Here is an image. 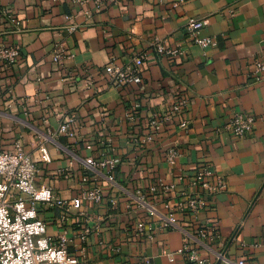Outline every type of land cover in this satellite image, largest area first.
Wrapping results in <instances>:
<instances>
[{"label":"crops","instance_id":"obj_1","mask_svg":"<svg viewBox=\"0 0 264 264\" xmlns=\"http://www.w3.org/2000/svg\"><path fill=\"white\" fill-rule=\"evenodd\" d=\"M4 12L20 27L7 23ZM188 17L208 19L200 36L213 38V47L201 49L187 38ZM155 38L186 54L152 56L140 69V84L111 86L105 66L130 65ZM0 39L20 50L16 64L0 67V151L20 140L39 168L35 185L49 186L60 199L76 198L87 184L102 190L100 204L68 214L39 204L47 235L65 229L68 250L77 255V232L93 229L84 257L91 264H195L178 253L185 238L203 264H264V75L258 79L251 65L264 63V0H0ZM56 53L58 64L52 62ZM181 96L187 108L144 143L149 118ZM236 113L254 116L250 135L223 130ZM67 116L75 119L72 140L58 134ZM170 147L180 152L174 168L165 162ZM105 157L120 160L113 185L89 166ZM203 167L224 180L225 190L208 197L184 180L168 197L148 191ZM182 190L208 201L196 214H174L182 230L163 228L137 201L144 198L166 216L165 203ZM138 220L145 231L136 237L131 227ZM210 226L216 241L196 236Z\"/></svg>","mask_w":264,"mask_h":264},{"label":"built area","instance_id":"obj_2","mask_svg":"<svg viewBox=\"0 0 264 264\" xmlns=\"http://www.w3.org/2000/svg\"><path fill=\"white\" fill-rule=\"evenodd\" d=\"M97 3L101 0H95ZM178 6L177 4L173 5ZM7 23L15 28L20 27V22L12 14L4 12ZM209 25L207 18L188 17L184 26L187 38L201 49L213 47V38L200 36V32ZM186 54L181 46H167L161 40L155 38L150 44L149 51L137 53L130 65L125 67L117 66L114 62L109 63L104 68L108 83L114 88H122L127 85H138L141 82L140 69L152 56L167 57L168 59L179 58ZM20 56V50L16 46H9L0 39V67H9L16 64ZM71 57V56H70ZM62 56L56 53L52 57V62L60 63ZM253 74L259 79L264 75V63L259 60L251 62ZM88 82V81H87ZM188 105L185 96L178 98L177 102L160 113L153 114L147 121L145 135L142 138L144 143H151L154 135L159 132L163 125L180 115ZM126 118L133 120V114L127 113ZM75 119L67 116L58 126V134L74 139ZM182 129H186L187 121L180 124ZM255 127V118L248 113H236L224 125L223 130L236 137L243 138L252 133ZM44 162H50V158L45 148L39 149ZM180 152L175 147H170L165 153V162L171 168L177 166ZM120 163L116 157H105L96 164H90V168L99 169L106 181L113 185L116 183L115 172ZM39 172L37 164L24 151L20 140L12 144L9 151H0V264H91L84 260L86 254V242L93 229L84 226L77 232L75 238L79 243L78 254L69 252L68 247L71 240L64 229L56 237L47 235V228L44 221L38 218L37 206L43 205L46 208L64 209L65 214L71 210L78 211L85 203L98 205L102 201V190L96 183L87 184L80 191L76 198L63 200L54 195L53 190L47 185H35L36 176ZM82 183L89 180L81 178ZM186 180L188 186L196 188L211 197L225 190V182L222 178L214 176L207 167L196 170L193 175L179 173L174 182H156L149 186L151 194H161L168 197L175 192L178 183ZM174 203H165L167 215H160L155 205L150 204L144 198H138L139 206L146 211L149 217H160L165 229L182 230L177 220L173 217L176 212L196 214L208 206V201L199 193H189L182 190L175 195ZM113 204V202H112ZM116 207V202H115ZM66 215L62 216L63 221ZM132 232L136 237L141 236L145 231V222L136 221L132 227ZM185 237L187 233H185ZM196 236L199 239L216 241L218 234L213 227H206L197 230ZM178 253L185 254L189 262L203 264L197 251L188 246L184 241L182 249ZM222 258V256H221ZM225 264H245L243 260L237 262L226 261ZM247 264H259L249 262Z\"/></svg>","mask_w":264,"mask_h":264}]
</instances>
